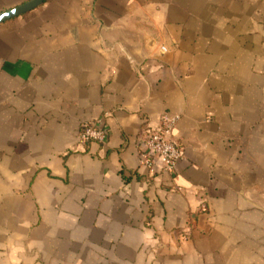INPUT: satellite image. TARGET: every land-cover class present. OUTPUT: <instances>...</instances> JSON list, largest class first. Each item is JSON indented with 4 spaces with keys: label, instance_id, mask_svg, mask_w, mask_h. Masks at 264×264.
<instances>
[{
    "label": "crops",
    "instance_id": "crops-1",
    "mask_svg": "<svg viewBox=\"0 0 264 264\" xmlns=\"http://www.w3.org/2000/svg\"><path fill=\"white\" fill-rule=\"evenodd\" d=\"M164 115L174 175L140 156ZM0 264H264V0H49L1 25Z\"/></svg>",
    "mask_w": 264,
    "mask_h": 264
},
{
    "label": "built area",
    "instance_id": "built-area-1",
    "mask_svg": "<svg viewBox=\"0 0 264 264\" xmlns=\"http://www.w3.org/2000/svg\"><path fill=\"white\" fill-rule=\"evenodd\" d=\"M165 52L166 49L163 48ZM179 122L178 117L164 115L161 119L160 129L144 133L141 151L142 163L151 168L155 160L161 164L163 171L174 175L179 163L183 160V147L174 137V131ZM109 138V130L104 119L85 124L79 132L80 145L92 143L105 144Z\"/></svg>",
    "mask_w": 264,
    "mask_h": 264
},
{
    "label": "water",
    "instance_id": "water-1",
    "mask_svg": "<svg viewBox=\"0 0 264 264\" xmlns=\"http://www.w3.org/2000/svg\"><path fill=\"white\" fill-rule=\"evenodd\" d=\"M47 1L49 0H30L23 5L0 13V26L35 11Z\"/></svg>",
    "mask_w": 264,
    "mask_h": 264
}]
</instances>
